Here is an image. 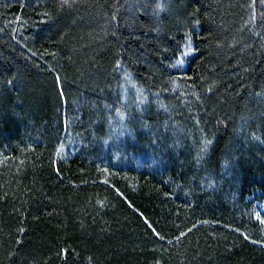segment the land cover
<instances>
[{
	"label": "trees",
	"instance_id": "obj_1",
	"mask_svg": "<svg viewBox=\"0 0 264 264\" xmlns=\"http://www.w3.org/2000/svg\"><path fill=\"white\" fill-rule=\"evenodd\" d=\"M264 0H0V264H264Z\"/></svg>",
	"mask_w": 264,
	"mask_h": 264
},
{
	"label": "rangeland",
	"instance_id": "obj_2",
	"mask_svg": "<svg viewBox=\"0 0 264 264\" xmlns=\"http://www.w3.org/2000/svg\"><path fill=\"white\" fill-rule=\"evenodd\" d=\"M262 211H264V208H262Z\"/></svg>",
	"mask_w": 264,
	"mask_h": 264
}]
</instances>
